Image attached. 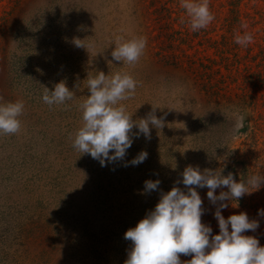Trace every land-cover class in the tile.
Listing matches in <instances>:
<instances>
[{
  "label": "rangeland",
  "instance_id": "rangeland-1",
  "mask_svg": "<svg viewBox=\"0 0 264 264\" xmlns=\"http://www.w3.org/2000/svg\"><path fill=\"white\" fill-rule=\"evenodd\" d=\"M164 3L168 19L158 16ZM208 3L215 18L194 32L181 0H0V104H24L20 131L0 133V264H124V233L162 193L187 192L185 167L232 173L237 182L264 176V0ZM245 33L253 41L235 43ZM141 37L136 63L112 59L118 41ZM99 72L137 82L119 102L134 121L153 112L163 120L150 125V139L134 127L126 156L106 166L73 147L88 79ZM60 81L74 98L46 104L44 87ZM238 115L245 126L236 130ZM141 151L147 159L132 165ZM146 180H159V189L146 192ZM196 190L201 221L218 234L221 202L212 204L206 187ZM221 191L228 189L215 195ZM224 203L225 219L245 212L259 224L252 232L264 235V185L237 207ZM191 258L180 255L185 264Z\"/></svg>",
  "mask_w": 264,
  "mask_h": 264
},
{
  "label": "clouds",
  "instance_id": "clouds-1",
  "mask_svg": "<svg viewBox=\"0 0 264 264\" xmlns=\"http://www.w3.org/2000/svg\"><path fill=\"white\" fill-rule=\"evenodd\" d=\"M181 7L186 11L194 32L206 28L215 18L208 0H181ZM79 41H74L76 46L85 48ZM252 41L253 37L248 33L235 37V43L244 47ZM145 45L146 40L142 37L118 41L111 52L112 59L134 64L142 55ZM136 87L137 82L126 73H115L109 77L99 72L94 78H89V95L79 105L83 125L75 134L73 147L99 161L101 166H106V161L115 162L126 156L127 149L133 143L134 127L139 134L150 139V125L160 128L163 120L153 112L146 118L134 121L132 114H128L119 103L134 95ZM74 96L65 82L60 81L51 91L44 87L42 99L48 105L64 104ZM23 110L22 101L0 104V133H18L21 128L18 117ZM244 122L245 117L238 115L236 130L244 128ZM147 156V152L141 151L130 163H143ZM181 175L180 183L187 192L173 186L162 193L154 209L124 233V239L131 241L124 264H185L180 259L181 254L192 257L186 264H264V246H260L255 237L244 235L247 231H255L258 222L250 220L245 212L232 214L227 219L221 215L222 209L228 207L225 201L231 200L237 207L240 198L264 185V176L252 175L245 181L237 182L232 173L225 176L221 171L201 172L198 166L185 167ZM159 184V180H146L144 190L156 191ZM205 187L212 204L221 202L214 212L219 227V233L215 235L211 227L201 221L203 202L196 189ZM218 188H227L228 191H221L217 196L215 192ZM260 214H264V210Z\"/></svg>",
  "mask_w": 264,
  "mask_h": 264
},
{
  "label": "trees",
  "instance_id": "trees-1",
  "mask_svg": "<svg viewBox=\"0 0 264 264\" xmlns=\"http://www.w3.org/2000/svg\"><path fill=\"white\" fill-rule=\"evenodd\" d=\"M166 3H164V4H162V6L161 7H159L158 8V16L161 18V19H163V18H170V14H171V9L169 8V7H167L166 5H165ZM237 15H238V13H237ZM228 20H229V18H227ZM232 19H233V17H232ZM237 19H239V16H237ZM167 24H169L168 22H166L165 23V25H167ZM167 36V35H169V33H167V31H165V33H164V36ZM211 87V86H210ZM211 88H213V87H211ZM255 98V97H254ZM256 121H257V124H259V122H258V120H257V118H256ZM249 232V236H253V237H255L258 241H259V245L260 246H264V235L263 236H261V235H256L254 232H252V231H248Z\"/></svg>",
  "mask_w": 264,
  "mask_h": 264
}]
</instances>
